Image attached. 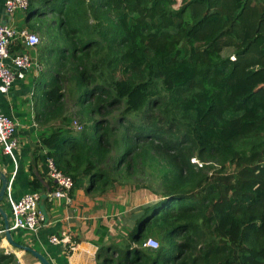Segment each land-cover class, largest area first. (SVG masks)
<instances>
[{
    "label": "trees",
    "instance_id": "obj_1",
    "mask_svg": "<svg viewBox=\"0 0 264 264\" xmlns=\"http://www.w3.org/2000/svg\"><path fill=\"white\" fill-rule=\"evenodd\" d=\"M174 2L28 0L25 18L46 36L34 119L60 122L39 137L30 189L46 191L48 158L71 193L148 168L157 200L128 215V240L99 231L97 264H264V0ZM65 80L75 115L90 117L80 129L63 112Z\"/></svg>",
    "mask_w": 264,
    "mask_h": 264
},
{
    "label": "crops",
    "instance_id": "obj_2",
    "mask_svg": "<svg viewBox=\"0 0 264 264\" xmlns=\"http://www.w3.org/2000/svg\"><path fill=\"white\" fill-rule=\"evenodd\" d=\"M19 13H17L19 15L17 18H15L16 14L8 16L4 12L0 1L1 22H8L15 26L30 29L29 24L31 22L26 20L25 13ZM20 15H23V17ZM18 22H24V24H17ZM30 53L36 60L35 48L30 50ZM42 72V67L39 71L34 68L28 70L24 79L15 80L8 95L2 97L0 103L2 112L15 117L19 122V146L15 150V162L9 155L2 153L0 150V170L5 172L10 181L11 194L15 199L31 191L29 181L33 177L42 176L40 174L43 172L36 155L39 152V137L43 133H47L50 127L47 124L43 125L37 122L33 113L35 85ZM41 180L43 186L47 189L49 180L46 174L43 175ZM72 197V204L68 207L61 200L48 202L42 198L39 207L47 217L45 225L35 233L10 230L12 239L38 250L51 264H92L95 261L97 250L95 242L98 235L91 236L88 233L89 231H86L85 223L75 220L78 214L76 215L74 212L78 208L80 198H82L81 190H74ZM0 206L6 212L10 223L12 216L6 199L0 201ZM3 228V218L0 215V230ZM64 233L69 235L73 245H75L74 249H71L69 244L49 242L51 235L61 236ZM0 252L13 254V264H40L29 252L10 244L6 240L4 232H0Z\"/></svg>",
    "mask_w": 264,
    "mask_h": 264
},
{
    "label": "built area",
    "instance_id": "obj_3",
    "mask_svg": "<svg viewBox=\"0 0 264 264\" xmlns=\"http://www.w3.org/2000/svg\"><path fill=\"white\" fill-rule=\"evenodd\" d=\"M4 12L12 16L21 10H26L28 0H0ZM40 43V37L26 27H19L8 22L0 21V103L4 96H7L11 86L17 79H24L28 70L34 68L37 71L41 66L31 55L30 50L34 49ZM15 46L22 47V50H12ZM77 122L73 127L77 129ZM19 122L15 117L8 116L0 108V150L9 155L15 162V150L19 146L18 138ZM46 177L51 184L47 191H29L19 198L12 197L10 181L5 190V199L10 207L12 216L9 223L10 230H22L26 232H38L46 223L47 217L39 207L42 198L48 202L54 200L63 201L66 207L73 201L71 190L73 188V179L70 175L62 172L55 164L52 158L47 159ZM0 232H4L1 229ZM50 243L69 244L74 249L73 242L67 233L51 235ZM144 246L156 249L159 247V241L150 237L143 243ZM92 264H97L93 262Z\"/></svg>",
    "mask_w": 264,
    "mask_h": 264
},
{
    "label": "rangeland",
    "instance_id": "obj_4",
    "mask_svg": "<svg viewBox=\"0 0 264 264\" xmlns=\"http://www.w3.org/2000/svg\"><path fill=\"white\" fill-rule=\"evenodd\" d=\"M180 1L181 0H175L174 6H179ZM19 12L25 13V10L18 11L17 13ZM17 13H15V18L19 16ZM20 16L23 17V15ZM21 23L24 24V22H18L17 24ZM29 30L37 33L40 37L41 43L35 46V54L36 60L39 62L38 64L42 67V70H44V63L40 56L43 57L45 55L39 53L38 49L39 46L46 41V36L42 32L34 31L31 28ZM226 51L227 50H225L224 53ZM63 85L65 87L63 112L68 114V124H72L73 126L74 122H77V129H80L83 123H89L90 117L87 115L82 118L83 121H80L81 118L75 115V110L78 106L74 85L71 80H65ZM119 110L120 109H116L115 112ZM134 115L135 114H132L131 117ZM59 123L58 120L53 119L51 126H49L50 129ZM50 129H48L47 133ZM191 161L198 162L196 157H193ZM209 163L214 166L213 169H211L212 171L220 167V165L216 163L208 162L207 164ZM198 164L200 165V163ZM150 171L151 170L148 168L137 169L133 172V176L126 179L128 182L126 186L115 183V185L109 186L103 191H93L89 193L84 192L81 188L77 189L79 191L81 190L82 198H80L78 208L74 212V214H78L75 220L84 222L86 231H89L88 233H90L91 236H97L100 230L106 228L107 240L114 242H118V240L122 238L128 240L126 235L129 229L128 226L130 225V221L127 219L128 215L141 210L145 205L155 202L158 197L156 194L161 190L155 173Z\"/></svg>",
    "mask_w": 264,
    "mask_h": 264
},
{
    "label": "water",
    "instance_id": "obj_5",
    "mask_svg": "<svg viewBox=\"0 0 264 264\" xmlns=\"http://www.w3.org/2000/svg\"><path fill=\"white\" fill-rule=\"evenodd\" d=\"M8 181L9 180H8L5 172L0 170V201L3 200V198H4V194H5L6 187L8 185ZM0 215L3 218V227H4L3 229H4L6 240L10 244H12V245H14L20 249H23L26 252H29L35 259L38 260V262L40 264H51L49 262V260L38 250H36V249H34L28 245L18 243L12 239L11 232L9 229V220H8L6 212L4 211V209L1 206H0Z\"/></svg>",
    "mask_w": 264,
    "mask_h": 264
}]
</instances>
